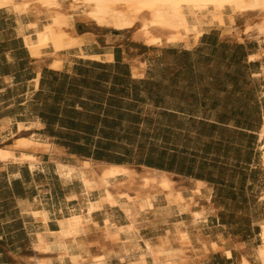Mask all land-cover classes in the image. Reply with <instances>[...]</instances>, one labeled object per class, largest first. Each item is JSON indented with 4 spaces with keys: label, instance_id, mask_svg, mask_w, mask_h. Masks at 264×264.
<instances>
[{
    "label": "crops",
    "instance_id": "obj_1",
    "mask_svg": "<svg viewBox=\"0 0 264 264\" xmlns=\"http://www.w3.org/2000/svg\"><path fill=\"white\" fill-rule=\"evenodd\" d=\"M64 5L81 45L59 53L60 69L52 68L48 57H34L25 43L34 11L20 15L0 8V149L36 158L33 169L29 162L0 161V264H33L34 256H42L34 249L37 233H56L60 219L81 209V181L64 180L59 163L73 167L92 159L142 174L146 165L111 161L131 155L119 150L120 141L148 139L147 132L158 134L157 155L170 167L154 169L172 177L189 207L162 211L159 203H167L161 195L153 210L134 216L138 236H169L185 264H242L249 238L240 240L220 219L215 222L219 212L212 205L216 192L235 183H241L242 193L263 183L264 36L249 39L251 31L244 29L237 39L222 35L223 27H212L193 46L150 47L135 41L133 31L76 17L80 8L71 9L70 0ZM17 138H34L51 150L18 151ZM196 183L203 184L200 194L194 193ZM193 212H204L203 220L192 223ZM94 219L100 229L106 220L130 225L120 206H104ZM176 231L184 233L183 241ZM99 233L86 240L95 244ZM43 256L53 264H71L52 253ZM129 262L116 255L109 260Z\"/></svg>",
    "mask_w": 264,
    "mask_h": 264
},
{
    "label": "bare ground",
    "instance_id": "obj_2",
    "mask_svg": "<svg viewBox=\"0 0 264 264\" xmlns=\"http://www.w3.org/2000/svg\"><path fill=\"white\" fill-rule=\"evenodd\" d=\"M64 2L65 0H0V8L20 15L35 9V20L28 23L32 35L25 37V43L34 57L50 58L54 69L61 68L60 52L81 45L74 35L73 20L64 8ZM70 8H80L86 19L98 27L133 31L135 41L150 47L162 44L192 46L208 27L230 26L235 20L248 23L252 17H258L263 19L264 26V0H70ZM41 16L46 18L44 22L41 21ZM48 50L51 51L49 54ZM109 59L111 62L113 56L109 55ZM20 128L23 126L20 125ZM33 139L18 138L14 149L51 150L50 145ZM261 140L264 159V128ZM8 149H0L1 162H29L33 169L36 162L33 155L23 154L17 157ZM57 168L64 180L77 178L81 181L84 200L81 198L83 203L79 211H72L58 221L59 230L56 233H37L34 249L42 257L52 253L61 263L68 260L71 264H109V260L116 255L122 261L129 259V264H185L186 260L180 256V252L170 247L169 236H159L156 240L141 238L134 220L136 214L155 208V201H160L162 191L167 203L165 207L159 203V208H164L162 211L174 207H178L180 211L188 209L189 204L185 203L182 193L175 188L172 177L167 172L144 166L142 174L134 178L136 183H131L129 179H133V173L127 166L83 161L73 167L59 163ZM200 187L196 184L195 194L201 193ZM93 197H97V200L94 201ZM104 201L110 206H120L130 220V225L118 227L107 220L100 229L94 213L104 207ZM203 213L193 212L192 223L202 221ZM43 215L44 221H48L46 215ZM261 229L262 245L255 250V257L264 264V225ZM93 231H100L97 253L92 251V243L86 240ZM183 234L179 232L180 239ZM33 264H53V260L49 257L35 258Z\"/></svg>",
    "mask_w": 264,
    "mask_h": 264
},
{
    "label": "rangeland",
    "instance_id": "obj_3",
    "mask_svg": "<svg viewBox=\"0 0 264 264\" xmlns=\"http://www.w3.org/2000/svg\"><path fill=\"white\" fill-rule=\"evenodd\" d=\"M32 11L35 12V9H33ZM73 14L76 15V17L78 18L85 19L84 13L81 9H77ZM71 18L72 20L74 19L72 14H71ZM262 20L263 19L258 17H252L248 23L242 20H235L230 24V26L229 24H227L226 27H223L220 33L225 36H229V37L231 36L237 39H241L243 36L242 31L245 29L244 30L245 33L251 31V33L248 34L247 37L249 39H255L257 36H264V26L262 24ZM212 27H218V26L212 25L211 27H208L206 31H210ZM198 41L199 39L194 41L192 46L196 45ZM163 45H167V44H162L152 47H160ZM181 45L187 46L186 44H181ZM147 133H148V139L145 137L141 139L136 137V139H129V140L126 139L120 141L124 144L120 146L119 150L123 153L127 152L128 150V153L129 152L131 153V155H129L128 158H131L133 162L136 164L140 160H145L149 157L154 158V160H157L159 157L157 155V152L159 151L161 141L156 138L158 134H156L155 132H147ZM261 133H260V138H261ZM261 146H262V140H261ZM262 160L264 165L263 156H262ZM84 162L101 163V162L93 161L92 159L85 160ZM102 163H106V162H102ZM130 170L133 173V179H129V180L131 181V183H136L134 178H136L139 174H137L133 169ZM136 170L137 172H139V169ZM262 177L263 174L261 175V178ZM262 182L263 183H259L256 186L254 185L249 189H244L243 193L241 192V188H240L241 183H235L234 184L235 186L231 190L222 189L220 194L216 192L215 194L216 198L212 205V208H214V213L219 212L218 216H216L215 222H217V218L220 219L221 223H225L227 225V228L231 229L230 234H232L235 237L238 236V239L240 240L243 237L249 238L250 241L248 243V246L247 248H245V250L242 253L243 254L242 264H261L259 259L255 257V250L262 245L260 236L262 233V229H261L262 225H264V178ZM196 184L201 187L203 186L200 183H196ZM160 193H161L160 197L161 195H164V191ZM104 206L114 207L108 205L106 201H104ZM253 224L259 225V228L253 226ZM93 232H95L96 234L98 233L97 231H93ZM180 240L183 241L184 238ZM92 245H97V241L95 244L92 243ZM245 255L249 256L250 262L247 256ZM231 256L232 254L230 255V257ZM238 257L239 255H237L235 259L238 260ZM35 258L46 259L47 257L34 256L32 258V261Z\"/></svg>",
    "mask_w": 264,
    "mask_h": 264
},
{
    "label": "trees",
    "instance_id": "obj_4",
    "mask_svg": "<svg viewBox=\"0 0 264 264\" xmlns=\"http://www.w3.org/2000/svg\"><path fill=\"white\" fill-rule=\"evenodd\" d=\"M207 39H208L207 37L204 38V41ZM127 152H128V150H127ZM128 156H129V154L126 155L125 157H114L111 162L118 163V164H120L122 162H126V160H130L131 162H133V160L131 158H128ZM97 158L99 159L100 157H97ZM110 164H113V163H110ZM137 164L146 165V166H148V168L153 167V169L158 168V169H164V170L170 171V167L169 168L165 167L164 161L162 160V157H160V156L158 157L157 160H154V158L149 157L145 160H140ZM170 164H171L170 166H172V161Z\"/></svg>",
    "mask_w": 264,
    "mask_h": 264
}]
</instances>
